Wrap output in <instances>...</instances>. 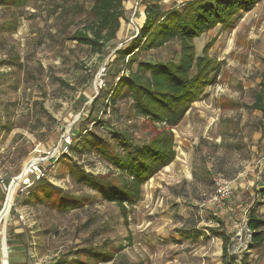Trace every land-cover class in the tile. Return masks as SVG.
<instances>
[{
    "label": "rangeland",
    "instance_id": "1",
    "mask_svg": "<svg viewBox=\"0 0 264 264\" xmlns=\"http://www.w3.org/2000/svg\"><path fill=\"white\" fill-rule=\"evenodd\" d=\"M185 1L161 2L170 8ZM145 3L123 0L116 38L101 53H91L70 39L73 30L90 20L91 0L0 3V24L12 26L0 33L5 37L0 42V117H10L8 128H1L5 119L0 120V169L12 185L10 208L0 220V264H199L216 251L202 229L213 223L214 209L208 201L215 191V173L234 175L233 183L238 176H262L261 113L250 104L264 80V0L237 15L233 24L218 23L193 39L195 55L207 47L208 54L223 64L216 83L205 88L173 130L175 149L176 145L183 149L188 159L180 176L146 185L156 174L151 177L139 201L128 207L125 220L117 205L74 182L68 168L71 160L94 174L117 177L96 154L69 149L86 130L101 132L107 139L109 130L121 131L140 141L162 128L135 116L126 98H118L114 105L107 101L124 71L117 50L137 36ZM179 48L178 42L170 41L139 59L177 61ZM67 136L71 143L66 145ZM34 159L47 161L43 181L59 190L43 202L28 196L39 179H30L27 186L12 181ZM188 172L205 179L186 183ZM238 194L232 188L224 205L238 202ZM64 195L78 207L59 209L54 201ZM7 196L0 190V210ZM195 233L199 235H191ZM246 239L245 233L236 246ZM240 249L236 254L247 251L245 245ZM202 250L207 254L203 256ZM93 251H110L113 258L96 261Z\"/></svg>",
    "mask_w": 264,
    "mask_h": 264
},
{
    "label": "trees",
    "instance_id": "2",
    "mask_svg": "<svg viewBox=\"0 0 264 264\" xmlns=\"http://www.w3.org/2000/svg\"><path fill=\"white\" fill-rule=\"evenodd\" d=\"M161 1L146 0L144 22L137 36L117 50L124 71L121 69L123 72L111 87L107 99L110 105H114L118 98L130 100L135 116L161 125V130L152 138L140 141L121 131L109 130L111 136L107 139L101 132L96 134L86 130L69 148L80 154H96L114 169L117 177L110 179L85 170L73 160L68 166L75 183L93 190L103 201L117 205L124 220L127 219L128 207L141 198L143 185L175 159L173 130L205 88L216 83L223 61L211 57L207 47H203L200 55H195L193 39L218 23L224 27L233 24L237 15L250 10L260 0H186L178 7L170 8H164ZM88 15L90 20L73 30L70 39L87 47L91 53H101L105 45L116 38L120 19L124 16L123 0H91ZM11 28L0 24V33L9 32ZM4 40L5 37L0 35V42ZM170 41L179 43L177 61L139 59L142 53ZM250 107L261 113L259 125L264 131V80L259 82ZM1 118L5 119L1 128H8L9 114ZM262 176L264 180V170ZM53 191L59 192L54 184L40 178L28 191V196L43 202L51 198ZM259 191L264 192V186ZM63 197L54 201L59 209L78 207V203L68 195ZM263 225L264 219L249 208L245 223L250 234L247 249L263 243ZM208 231L221 239L222 250L217 264H247L246 253L238 255L232 251V235L225 231L223 222L218 221L217 226L209 227ZM91 254L96 261L108 262L113 258L110 251H93Z\"/></svg>",
    "mask_w": 264,
    "mask_h": 264
},
{
    "label": "crops",
    "instance_id": "3",
    "mask_svg": "<svg viewBox=\"0 0 264 264\" xmlns=\"http://www.w3.org/2000/svg\"><path fill=\"white\" fill-rule=\"evenodd\" d=\"M262 129V128H261ZM262 136V130L259 138ZM258 138V139H259ZM181 148V147H180ZM179 146L176 145V157L175 159L167 166H165L162 170H160L151 180V182H146V185H156L158 181L165 180L169 181L170 179H175L177 176L181 175V171L186 167L188 159L187 156L182 154L184 151L181 149L178 150ZM187 152V151H185ZM186 172V171H185ZM186 174V173H185ZM217 174V173H215ZM221 174V173H218ZM203 175V174H202ZM199 175L193 172H188L186 176L184 175L186 183H193L197 184L200 181L202 182L205 179L204 175ZM214 175V174H213ZM222 176L226 177L224 174ZM230 176V175H229ZM234 176V175H233ZM232 176V177H233ZM187 177V178H186ZM232 177L228 178L232 181ZM238 178L237 182L232 181V188H237L239 191L238 194V202L232 200L231 205L230 203H226L225 205L218 206L217 204L211 202L210 205L214 209V216L211 218L213 219V223H210L205 228H202L206 234L204 238L210 237L216 244V251L213 252L211 255L207 251L202 250L201 253L204 256V259L199 264H217L219 262L221 256V239L217 236L212 235L209 231V227L217 226L218 221L223 222L224 229L227 233L232 235V246L235 248L236 240L239 242L241 240L242 235L245 234V222L247 219V213L249 208H253L254 212L262 219H264V192H260L259 189L264 186L263 176H257V174H253L249 176V179L241 178V176L236 177ZM144 184V185H145ZM150 187V186H149ZM154 187V186H153ZM154 190V188H152ZM151 190V189H149ZM152 190V191H153ZM189 193V192H188ZM2 194V192H1ZM185 201V199H182ZM264 229V225L262 226ZM192 236H196L199 234H191ZM214 254V256H212ZM246 254L247 264H264V241L259 247H253L251 249H247Z\"/></svg>",
    "mask_w": 264,
    "mask_h": 264
},
{
    "label": "built area",
    "instance_id": "4",
    "mask_svg": "<svg viewBox=\"0 0 264 264\" xmlns=\"http://www.w3.org/2000/svg\"><path fill=\"white\" fill-rule=\"evenodd\" d=\"M64 142L66 143V145L69 144L70 143V137L69 136L65 137ZM0 161H1V159H0ZM44 162H47V161H44ZM44 162L40 159H34L31 162L29 161L24 166V168L22 169V172L20 173V175H18L16 177H12V181L14 182V181H16V179H18L15 182L17 184V186H19V185H26L27 186L31 183L33 178L40 179V178L44 177L45 172H46V167H47V165L44 164ZM6 179H7L6 174H4L0 169V190L4 194H9L10 190H11V186H10V183H8ZM30 179H32V180H30ZM213 183L215 186V191H214V194L212 195V197L210 198V201L217 204L218 206H221L224 204L225 200L230 196V194L232 192L231 181L229 179H227L226 177L222 176L221 174H216L213 177ZM4 203H3V206L0 210V220L4 215L7 214L8 210L10 208V205H11L9 203L8 207L6 208V211L4 213H2ZM244 229H245V233L247 235V239L245 240L244 243H240V245L237 244V246H235V248H233L232 251L234 253H237L238 251H240L241 250L240 248L242 247V245H245V247H247L248 243L250 242L249 230L246 228V226H244Z\"/></svg>",
    "mask_w": 264,
    "mask_h": 264
},
{
    "label": "bare ground",
    "instance_id": "5",
    "mask_svg": "<svg viewBox=\"0 0 264 264\" xmlns=\"http://www.w3.org/2000/svg\"><path fill=\"white\" fill-rule=\"evenodd\" d=\"M11 189H12V185H11ZM10 194H11V190H10V193L8 194V196L6 197V203H5V205H4L3 209H2V213H4L6 211V208L8 207L7 206V202L10 203Z\"/></svg>",
    "mask_w": 264,
    "mask_h": 264
}]
</instances>
